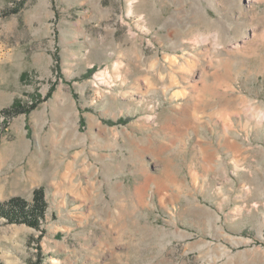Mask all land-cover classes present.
Instances as JSON below:
<instances>
[{
    "label": "rangeland",
    "instance_id": "rangeland-1",
    "mask_svg": "<svg viewBox=\"0 0 264 264\" xmlns=\"http://www.w3.org/2000/svg\"><path fill=\"white\" fill-rule=\"evenodd\" d=\"M37 190L0 264H264V0H0V203Z\"/></svg>",
    "mask_w": 264,
    "mask_h": 264
},
{
    "label": "trees",
    "instance_id": "trees-1",
    "mask_svg": "<svg viewBox=\"0 0 264 264\" xmlns=\"http://www.w3.org/2000/svg\"><path fill=\"white\" fill-rule=\"evenodd\" d=\"M11 111L8 110L4 114H9ZM42 203V192L41 190H37L34 196L33 207L28 208L27 204L21 199H12L7 203H0V217L6 218L9 222H17V220H20L35 225L37 224L39 217H42Z\"/></svg>",
    "mask_w": 264,
    "mask_h": 264
}]
</instances>
